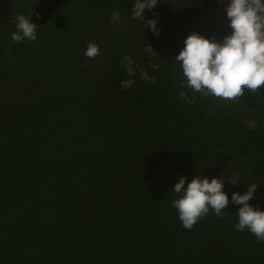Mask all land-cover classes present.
<instances>
[{"label":"trees","instance_id":"obj_1","mask_svg":"<svg viewBox=\"0 0 264 264\" xmlns=\"http://www.w3.org/2000/svg\"><path fill=\"white\" fill-rule=\"evenodd\" d=\"M39 2L0 0V264H264L231 203L255 183L264 211V86L224 101L175 61L192 33L231 34L222 0H159L143 22L134 0H68L14 42ZM196 176L224 179L229 205L186 230L171 190Z\"/></svg>","mask_w":264,"mask_h":264},{"label":"clouds","instance_id":"obj_2","mask_svg":"<svg viewBox=\"0 0 264 264\" xmlns=\"http://www.w3.org/2000/svg\"><path fill=\"white\" fill-rule=\"evenodd\" d=\"M159 0H134L131 19L143 22L145 11L152 10ZM226 15L231 34L222 41L207 39L199 33H192L184 40V47L175 57L183 73L187 86L195 92L231 101L241 97L244 91L256 93L264 86V0H228ZM37 19L40 17L37 15ZM119 12H113L110 23L118 25ZM16 31L11 39L21 43L25 39H37V23L22 14L14 18ZM158 20L149 19L145 25L159 35ZM86 58L95 59L100 55L99 46L89 42L84 53ZM239 173L230 176L229 184H239ZM225 180L196 176L178 178L171 192L177 195L173 207L186 230H192L199 220L210 212L219 219L229 205V198L223 191ZM257 184L247 186L241 195L233 193L231 203L240 205L238 231L247 230L258 242H264V211L254 208L249 201L254 198Z\"/></svg>","mask_w":264,"mask_h":264},{"label":"water","instance_id":"obj_3","mask_svg":"<svg viewBox=\"0 0 264 264\" xmlns=\"http://www.w3.org/2000/svg\"><path fill=\"white\" fill-rule=\"evenodd\" d=\"M68 0H40L34 8L30 20L34 23H46L56 10ZM37 15L40 19H37Z\"/></svg>","mask_w":264,"mask_h":264},{"label":"built area","instance_id":"obj_4","mask_svg":"<svg viewBox=\"0 0 264 264\" xmlns=\"http://www.w3.org/2000/svg\"><path fill=\"white\" fill-rule=\"evenodd\" d=\"M228 6V0H222V10L224 12V16L227 18V15H226V8ZM228 19V18H227Z\"/></svg>","mask_w":264,"mask_h":264},{"label":"rangeland","instance_id":"obj_5","mask_svg":"<svg viewBox=\"0 0 264 264\" xmlns=\"http://www.w3.org/2000/svg\"><path fill=\"white\" fill-rule=\"evenodd\" d=\"M136 61H138L137 58L135 59V62H136ZM132 65H133V64H128L127 67H126V68H127V71H128L131 75H132V73L134 74V69L132 68Z\"/></svg>","mask_w":264,"mask_h":264}]
</instances>
